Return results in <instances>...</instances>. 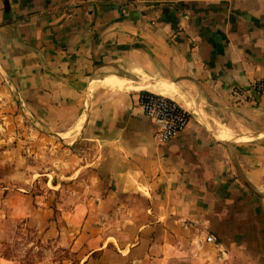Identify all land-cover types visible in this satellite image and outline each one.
Here are the masks:
<instances>
[{"label": "crops", "instance_id": "crops-1", "mask_svg": "<svg viewBox=\"0 0 264 264\" xmlns=\"http://www.w3.org/2000/svg\"><path fill=\"white\" fill-rule=\"evenodd\" d=\"M263 75L264 0H0V245L14 217L78 264H264ZM142 90L186 128L160 141Z\"/></svg>", "mask_w": 264, "mask_h": 264}, {"label": "rangeland", "instance_id": "rangeland-1", "mask_svg": "<svg viewBox=\"0 0 264 264\" xmlns=\"http://www.w3.org/2000/svg\"><path fill=\"white\" fill-rule=\"evenodd\" d=\"M224 126H219L218 132L223 133L219 134L224 136H232L233 133L230 131V129ZM32 141V148L35 149V156L33 159L36 165L37 175L43 172L45 164L48 165L50 163V152H48V149L52 143H54V148L51 152V159H53L56 163L58 162V145H56V143L59 140L56 136L46 135L43 132L35 129ZM1 168L3 171L8 172L11 168V164L4 160ZM248 209H250V207ZM259 213L260 212L253 213L255 219L260 218L258 222L255 221L253 224H251L247 222V220L243 221L244 224H248L247 227L254 226L256 228L257 225L258 229L255 232L256 234H261L259 237L256 235L255 237H247L242 240V243L250 245V247H252L251 249L254 247L259 248V246L264 245V218H261ZM41 232L42 231L40 227L29 226L18 218H10L6 223L5 233L1 238V254L8 258L11 264L79 263L80 257L77 255L76 250L72 249L70 246L64 247L58 245V242L55 241L54 238L44 239V237L40 235Z\"/></svg>", "mask_w": 264, "mask_h": 264}, {"label": "built area", "instance_id": "built-area-1", "mask_svg": "<svg viewBox=\"0 0 264 264\" xmlns=\"http://www.w3.org/2000/svg\"><path fill=\"white\" fill-rule=\"evenodd\" d=\"M161 2L163 0H123ZM250 86L256 93L264 95V75L251 80ZM139 102L143 112L156 126V137L162 141H169L186 128L191 119L188 108L183 106L176 98L162 92L142 90L139 94ZM211 233L207 240H214Z\"/></svg>", "mask_w": 264, "mask_h": 264}, {"label": "bare ground", "instance_id": "bare-ground-1", "mask_svg": "<svg viewBox=\"0 0 264 264\" xmlns=\"http://www.w3.org/2000/svg\"><path fill=\"white\" fill-rule=\"evenodd\" d=\"M218 133H220V134H223L222 132H218ZM251 134V133H250ZM244 137V136H243Z\"/></svg>", "mask_w": 264, "mask_h": 264}]
</instances>
